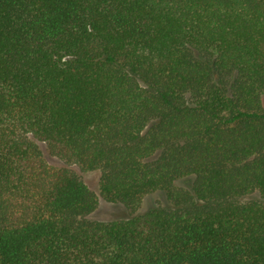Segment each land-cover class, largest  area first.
<instances>
[{
    "label": "trees",
    "instance_id": "16d2710c",
    "mask_svg": "<svg viewBox=\"0 0 264 264\" xmlns=\"http://www.w3.org/2000/svg\"><path fill=\"white\" fill-rule=\"evenodd\" d=\"M0 264H264V0H0Z\"/></svg>",
    "mask_w": 264,
    "mask_h": 264
},
{
    "label": "rangeland",
    "instance_id": "374dc122",
    "mask_svg": "<svg viewBox=\"0 0 264 264\" xmlns=\"http://www.w3.org/2000/svg\"><path fill=\"white\" fill-rule=\"evenodd\" d=\"M38 147L45 159V161L55 167L61 168L66 167L74 172H76L82 180L86 183V185L98 195L99 193V172L98 171H81L78 167L72 163H67L65 161L59 160L53 156H51L43 144L38 143ZM177 185H185L184 181L177 182ZM98 205L96 209L87 216L89 221H115V220H125L129 219L141 214H144L148 210L153 208H171L170 203L167 201L163 192H154L144 196L139 203V205L133 209H127L118 204H111L103 201L100 197H98ZM255 198V196H251L250 199Z\"/></svg>",
    "mask_w": 264,
    "mask_h": 264
}]
</instances>
